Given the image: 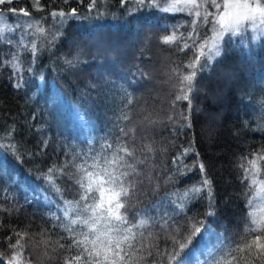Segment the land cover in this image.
I'll use <instances>...</instances> for the list:
<instances>
[{"label": "trees", "instance_id": "obj_1", "mask_svg": "<svg viewBox=\"0 0 264 264\" xmlns=\"http://www.w3.org/2000/svg\"><path fill=\"white\" fill-rule=\"evenodd\" d=\"M89 4L13 0L0 5V18L15 26L0 35V260L7 264L13 251L8 244L21 239L15 235L20 232L26 264H64L70 253L56 242L66 245L59 236L67 233L54 228L57 221L49 215L61 201L38 177L72 162L77 153L124 141L144 160L138 165L142 180L136 181L130 220L136 212H143L145 220H160L172 210V201L182 200L187 189L205 178L211 181L215 212L205 215L206 193L186 202L187 216L208 226L190 240L191 225L183 220L178 234L159 223L141 229L146 239L136 246L145 247L130 264H152L153 259L169 264L156 252L171 250L173 236L186 244L183 264H211L228 240L240 239L249 222L254 190L241 182V164L264 150V37L233 43L198 74L189 109L187 101L176 100L180 88L173 69L191 56L176 43L162 42L169 28L159 22L156 8L97 0L90 10ZM21 9L30 15L17 14ZM73 9L76 14L67 15ZM60 11L66 15L52 16ZM31 24L35 30L29 28L26 32L32 34L21 38L23 27ZM32 44L36 56L27 50ZM201 163L203 172L196 166ZM260 169L264 177V161ZM73 173L57 179L67 200L76 199L77 187L67 179ZM27 236L35 247L26 243Z\"/></svg>", "mask_w": 264, "mask_h": 264}, {"label": "snow or ice", "instance_id": "obj_2", "mask_svg": "<svg viewBox=\"0 0 264 264\" xmlns=\"http://www.w3.org/2000/svg\"><path fill=\"white\" fill-rule=\"evenodd\" d=\"M11 2L13 0H0V5ZM129 2L157 7L169 13L185 12L193 17L188 24L191 31L177 34L178 29H176L162 40L164 44L176 43L181 52L186 50L192 52L187 63L173 69L179 79L180 88L176 100L187 101L189 109H191V94L195 91L198 74L203 73L215 58L221 56L227 47L235 43L236 38H239V44L243 45L249 32L253 34L250 37L252 40L264 37V3L261 0H172L167 6H162L160 0H121V4ZM96 3L97 0H90L89 9L95 8ZM12 11L16 13L15 9ZM17 14L25 17L30 15L24 9ZM75 14V9L67 13V15ZM65 15L63 11L52 13L53 17ZM203 29L206 30L202 31ZM37 31L42 33L44 29L38 28ZM27 50L32 56L37 55L35 44ZM13 59L19 62V57L15 54ZM13 68L18 71L15 64ZM124 118L127 119L126 116ZM120 131L128 136V132H124V129ZM130 131L134 132V129ZM245 161L246 163L241 164L243 169L241 182L247 181L249 190L252 191L258 183L264 185V180L258 179L261 172L260 162L264 161V150L254 153L250 159L245 157ZM143 163L144 160L136 156L135 150L130 149L126 142L119 141L116 144L105 143L101 145L99 151L77 153L72 162L60 167L53 166L41 172L38 178L43 179L49 189L58 194L61 201L57 204V212L61 214L57 215V212L50 211L49 215L53 221H57L53 227L61 229L62 233H67V236L63 234L59 236L60 240L68 241L66 245L59 243V240L56 242L60 248H65L70 253V258L66 257L64 264H130L134 254L145 247L142 243L140 247L136 246L141 240L146 239L141 229L158 223L163 228L173 227L178 234L184 226L181 224L183 220L185 224L191 225L190 235L187 237L189 240L201 233L202 227L205 231L208 230V226H205L202 220L193 222L185 210L187 201L195 200L206 193L209 210L205 215H215L211 181L207 178L187 189L179 202L172 201V210L165 211L160 220L156 218L145 220L142 218L143 212L133 213L131 220L129 219V205L136 192V181L142 180L138 165ZM173 163L176 161L174 160ZM196 166L201 172L204 171L202 163ZM2 167L3 161H0V168ZM73 170L74 173L67 175V179L74 181L77 194L76 199L67 200L63 197L57 179ZM25 199L27 202V197ZM43 199L51 203L47 196ZM248 205L253 206L254 200L249 199ZM70 214L73 218L66 219ZM15 235L23 239V234L20 232H16ZM7 239L12 241L13 236H8ZM21 239L8 244V248L13 251L7 264H26L23 255L25 246L21 243ZM172 240L171 250L168 248L163 251L157 250L156 256H166L169 264H183L187 253L182 256L181 251L185 249L186 244L181 243L175 236ZM221 243L223 244V241ZM147 255L152 256L153 253L148 252ZM140 259L144 260L146 257L141 256ZM241 261L243 264H256V261L264 264V216L257 218L254 212L249 213V222L245 224L240 239L228 240V243L219 249L217 255L211 258V264H241ZM0 264L4 262L0 260ZM152 264H157V261L153 259Z\"/></svg>", "mask_w": 264, "mask_h": 264}, {"label": "rangeland", "instance_id": "obj_3", "mask_svg": "<svg viewBox=\"0 0 264 264\" xmlns=\"http://www.w3.org/2000/svg\"><path fill=\"white\" fill-rule=\"evenodd\" d=\"M172 0H160V3L162 6H167L168 3H171ZM262 3H264V0H261ZM179 7V5H178ZM156 12L160 18V23L163 24L164 26H167L169 28V33L167 35H170L174 30L178 29V33H187L191 31V29L188 27V24L191 22L193 19L192 16L188 15L185 12H175V13H169V12H164L162 10H159L157 7H155ZM21 22H24L23 18H20ZM14 24L13 25H7L5 23V20L0 18V35L5 34L6 32L13 31L14 29ZM33 28L35 30V27L33 24L23 27V31H21L22 35L21 38L24 36H28L29 34H32V32L28 33L26 32L29 28ZM206 29H203L204 31ZM211 35V33H209ZM252 33L246 34L245 38V43L244 44H250L255 40L250 39L252 36ZM166 36V35H164ZM163 36V37H164ZM163 37L161 38L163 40ZM262 37H257V40ZM234 44L240 45L239 44V38H236V42ZM243 44V45H244ZM188 55H192L191 50L188 51ZM190 59V58H189ZM259 180H264V177H258ZM254 200V205L249 206L250 212H254L256 214V217L259 218L261 216H264V185L258 183L254 189V194L252 198ZM32 237L27 236L26 237V243L30 247H35V245L32 243ZM152 245V242L150 243ZM193 257V256H192ZM200 261V260H199ZM200 262H197V260H193L191 263L188 264H199Z\"/></svg>", "mask_w": 264, "mask_h": 264}]
</instances>
